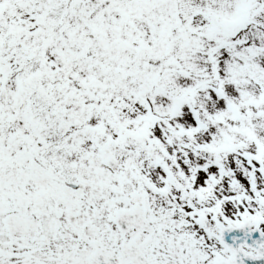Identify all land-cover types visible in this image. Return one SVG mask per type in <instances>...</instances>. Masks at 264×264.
<instances>
[{"label":"snow or ice","instance_id":"6c2138e0","mask_svg":"<svg viewBox=\"0 0 264 264\" xmlns=\"http://www.w3.org/2000/svg\"><path fill=\"white\" fill-rule=\"evenodd\" d=\"M0 264H264V0H0Z\"/></svg>","mask_w":264,"mask_h":264}]
</instances>
